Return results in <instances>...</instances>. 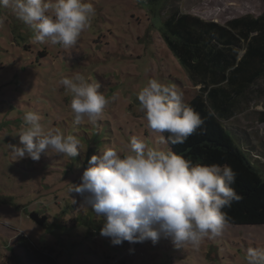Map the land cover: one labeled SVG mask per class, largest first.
I'll use <instances>...</instances> for the list:
<instances>
[{"label": "rangeland", "instance_id": "374dc122", "mask_svg": "<svg viewBox=\"0 0 264 264\" xmlns=\"http://www.w3.org/2000/svg\"><path fill=\"white\" fill-rule=\"evenodd\" d=\"M150 2L91 0L95 15L69 49L35 42L33 29L11 7L0 6V263L32 264L26 262L21 236L33 249H53L57 264H247L249 247L264 249V224H226L222 235L204 238L199 247H178L169 238L155 244L149 240L114 245L110 237L100 235L104 218L84 196L69 191L80 183L93 154L112 147L123 156L133 136L149 147L170 150L161 141L162 133L148 128L138 92L157 79L183 92L188 102L198 86L160 38L159 21L178 10L223 25L233 17L257 16L264 10V0ZM77 73L89 83H99L106 97H118L96 123L87 116L76 122L73 95L58 83ZM28 111L41 116L45 130L59 128L79 138L81 154L70 158L42 153L38 161L13 160L11 145L20 144L18 133ZM263 111L264 77L249 88L234 117L222 124L237 135L264 178ZM33 211L46 216L43 225L29 217Z\"/></svg>", "mask_w": 264, "mask_h": 264}, {"label": "clouds", "instance_id": "9594fccd", "mask_svg": "<svg viewBox=\"0 0 264 264\" xmlns=\"http://www.w3.org/2000/svg\"><path fill=\"white\" fill-rule=\"evenodd\" d=\"M0 6L11 7L33 29L35 42L49 41L65 49L77 44L95 15L91 0H0ZM58 83L73 95L71 109L77 123L85 116L96 123L118 98L116 94L106 97L99 83H89L79 73ZM138 100L148 128L169 133L171 144H183L204 124L184 101L183 92L157 79L138 92ZM23 121L20 144L11 145L13 160L30 157L38 161L42 153L70 158L81 154L79 138L64 135L59 128L45 130L38 113L26 112ZM235 178L228 165L193 163L133 136L123 156L112 147L93 154L80 183L69 191L84 196L104 218L100 235L110 237L114 245L149 240L155 244L169 238L178 247L186 243L199 247L204 238L222 235L229 219L224 209L243 199L232 187ZM246 260L247 264H264V249L249 247Z\"/></svg>", "mask_w": 264, "mask_h": 264}, {"label": "trees", "instance_id": "16d2710c", "mask_svg": "<svg viewBox=\"0 0 264 264\" xmlns=\"http://www.w3.org/2000/svg\"><path fill=\"white\" fill-rule=\"evenodd\" d=\"M139 1L144 4L152 0ZM156 26L171 55L192 84L198 86L186 103L204 120L203 126L183 144H171L169 133L161 135L171 151L193 163L228 165L236 173L232 187L243 199L224 209L229 217L227 224L263 225L261 170L240 146L237 135L222 122L234 117L249 88L264 77V10L257 16L246 13L233 17L223 25L172 10ZM261 114L264 120V111ZM26 241L24 236L19 238L27 263L57 264L53 249H33Z\"/></svg>", "mask_w": 264, "mask_h": 264}, {"label": "water", "instance_id": "95a60500", "mask_svg": "<svg viewBox=\"0 0 264 264\" xmlns=\"http://www.w3.org/2000/svg\"><path fill=\"white\" fill-rule=\"evenodd\" d=\"M29 217L33 220V222L37 223L38 225H43L46 220L45 215L40 216L34 211L29 213Z\"/></svg>", "mask_w": 264, "mask_h": 264}]
</instances>
